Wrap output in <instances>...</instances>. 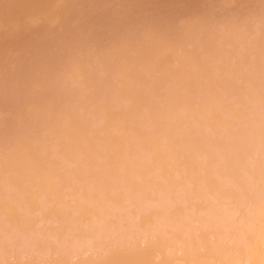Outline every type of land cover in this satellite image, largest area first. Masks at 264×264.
<instances>
[{"label":"clouds","instance_id":"clouds-1","mask_svg":"<svg viewBox=\"0 0 264 264\" xmlns=\"http://www.w3.org/2000/svg\"><path fill=\"white\" fill-rule=\"evenodd\" d=\"M0 264H264V0H0Z\"/></svg>","mask_w":264,"mask_h":264}]
</instances>
